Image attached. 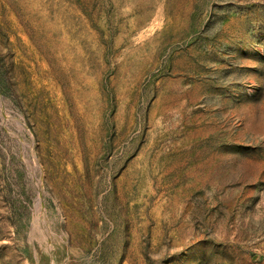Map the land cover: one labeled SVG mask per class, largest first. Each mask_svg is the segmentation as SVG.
Returning a JSON list of instances; mask_svg holds the SVG:
<instances>
[{"label":"rangeland","instance_id":"rangeland-1","mask_svg":"<svg viewBox=\"0 0 264 264\" xmlns=\"http://www.w3.org/2000/svg\"><path fill=\"white\" fill-rule=\"evenodd\" d=\"M264 264V0H0V264Z\"/></svg>","mask_w":264,"mask_h":264},{"label":"water","instance_id":"water-1","mask_svg":"<svg viewBox=\"0 0 264 264\" xmlns=\"http://www.w3.org/2000/svg\"><path fill=\"white\" fill-rule=\"evenodd\" d=\"M49 264H56L55 263V261L54 260H52V261H50V263ZM61 264H69V261H68V257L67 258H65L62 262H61Z\"/></svg>","mask_w":264,"mask_h":264}]
</instances>
